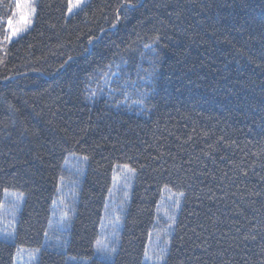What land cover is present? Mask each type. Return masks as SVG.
I'll return each instance as SVG.
<instances>
[{
	"label": "trees",
	"instance_id": "1",
	"mask_svg": "<svg viewBox=\"0 0 264 264\" xmlns=\"http://www.w3.org/2000/svg\"><path fill=\"white\" fill-rule=\"evenodd\" d=\"M15 3L0 0V211L8 191L24 203L0 264L19 248L35 264H146L163 229L158 264H264V0H90L72 16L38 0L7 41ZM121 168L120 234L98 251ZM166 192L179 200L159 224Z\"/></svg>",
	"mask_w": 264,
	"mask_h": 264
},
{
	"label": "rangeland",
	"instance_id": "2",
	"mask_svg": "<svg viewBox=\"0 0 264 264\" xmlns=\"http://www.w3.org/2000/svg\"><path fill=\"white\" fill-rule=\"evenodd\" d=\"M21 3L24 2V0H20ZM38 0H31V3L37 5ZM90 2V0H87V4ZM17 12V9H16ZM74 14H69V16H72ZM36 13H34L31 16V22L27 25H17L15 16L13 20V24L16 27L21 28L22 30L17 32L16 36H13L11 41L14 39H18L22 35H24L27 31H29L30 27L33 26L34 20H35ZM26 29V30H23ZM18 37V38H16ZM99 95H103L104 92L98 91ZM108 94L111 93V91H107ZM81 163L79 158L73 156L68 159V162L66 163V168L69 171V174L79 176ZM70 183H62L59 191V197L57 198L55 205H54V212H53V224L52 226L59 227L58 229H61L62 226L64 227L67 221V210H66V204L68 203L69 199H71L72 196H74L75 192L74 187L76 185L69 181ZM133 182V174L128 168H121L119 169L118 173L116 174L114 181H113V187L111 190V193L109 195V199L107 202V207L104 213V220H103V226L101 229V245H104L108 248V245L113 243L115 239L119 237L120 234V225L121 220H123L124 213L123 208L126 204V201L128 200V197L130 196L131 191V184ZM76 189V188H75ZM19 197V198H18ZM165 212L160 213V221L161 218L164 216V219L169 222L174 220L175 215V206L179 200V197L169 193H165ZM24 203V198L22 195L16 192L8 191L4 195L3 203L1 205V211H0V239H4L7 241H13L14 235H15V229L16 224L18 220V215L22 209ZM170 223V224H171ZM170 225L167 229L166 236L168 234L170 235L171 230ZM158 230V229H157ZM156 230V232H157ZM164 230V229H163ZM163 230L158 231L155 233L154 237L156 236V239L158 241L150 240L149 243V255L147 257V263L148 264H158L157 258L161 256L163 259L164 253L162 252L165 250V243L160 240L159 232H162ZM39 252L35 250H27L19 248L17 252V258L15 261V264H35ZM160 255V256H158ZM146 263V264H147ZM160 264V261H159Z\"/></svg>",
	"mask_w": 264,
	"mask_h": 264
},
{
	"label": "snow or ice",
	"instance_id": "3",
	"mask_svg": "<svg viewBox=\"0 0 264 264\" xmlns=\"http://www.w3.org/2000/svg\"><path fill=\"white\" fill-rule=\"evenodd\" d=\"M86 4L87 0H67V12L69 14H77L79 12H82L84 11ZM127 6L130 8L134 7V5L131 4H128ZM15 8L17 9V12L14 14L17 17V25H27L31 22V16L35 13V5L31 3V0H24L23 3H21L20 0H16ZM7 24L8 29L10 31V35H6L4 37V40L11 41L12 37L16 36L17 32L21 31L22 29L14 26L12 19H9L7 21ZM142 102L143 101H137V103ZM180 195H183V193H181ZM97 250L105 252L115 251V249H108L106 246L101 245V242L99 241L97 242Z\"/></svg>",
	"mask_w": 264,
	"mask_h": 264
}]
</instances>
